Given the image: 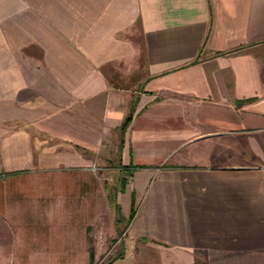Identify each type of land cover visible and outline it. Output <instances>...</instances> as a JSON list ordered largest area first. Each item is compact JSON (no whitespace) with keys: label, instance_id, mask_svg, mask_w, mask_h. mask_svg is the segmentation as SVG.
I'll use <instances>...</instances> for the list:
<instances>
[{"label":"crops","instance_id":"obj_1","mask_svg":"<svg viewBox=\"0 0 264 264\" xmlns=\"http://www.w3.org/2000/svg\"><path fill=\"white\" fill-rule=\"evenodd\" d=\"M118 234L108 264H264V0H0V264Z\"/></svg>","mask_w":264,"mask_h":264},{"label":"rangeland","instance_id":"obj_2","mask_svg":"<svg viewBox=\"0 0 264 264\" xmlns=\"http://www.w3.org/2000/svg\"><path fill=\"white\" fill-rule=\"evenodd\" d=\"M111 170V174H115L118 173L117 169H109ZM116 175V174H115ZM116 183L111 184L110 188H111V194H112V198L114 197V193H113V186H115ZM117 186H120V183H117ZM127 215V212L125 213ZM128 218H124L122 221V227L125 228V226L128 224ZM124 239V235H117L115 239L111 240L108 242L104 252L102 253L99 261L95 262L94 264H108L109 261L116 255L118 249H120L121 247V243L122 240Z\"/></svg>","mask_w":264,"mask_h":264},{"label":"trees","instance_id":"obj_3","mask_svg":"<svg viewBox=\"0 0 264 264\" xmlns=\"http://www.w3.org/2000/svg\"><path fill=\"white\" fill-rule=\"evenodd\" d=\"M129 118L127 119V121L125 122V124L128 122Z\"/></svg>","mask_w":264,"mask_h":264}]
</instances>
